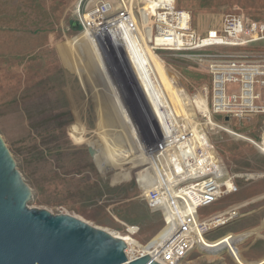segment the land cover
Here are the masks:
<instances>
[{
	"label": "rangeland",
	"instance_id": "obj_1",
	"mask_svg": "<svg viewBox=\"0 0 264 264\" xmlns=\"http://www.w3.org/2000/svg\"><path fill=\"white\" fill-rule=\"evenodd\" d=\"M94 1L0 0V134L33 189L31 208L74 215L145 248L160 236L163 216L148 209L137 180L147 166L130 92L113 78L108 60L80 23L79 14ZM135 1L141 32L148 33L153 13L143 6L150 0ZM234 2L247 8H242L244 14L264 21V0H175L177 8L191 13L192 27L202 34L218 28L235 11ZM242 49L263 51L264 40ZM130 51L140 84L151 85L146 65ZM100 53L112 87L101 73L106 67ZM149 53L167 89L181 101L210 84L206 65L190 54L166 49ZM117 98L131 119L127 124L114 121L120 112ZM263 125L262 115L250 114L225 125L238 135H211L228 171L240 176V192L200 209L205 217L246 202L237 219L212 229L204 241L226 240L219 239L226 231L250 235L238 246L215 252L196 248L187 264H256L264 259V186L246 181L247 174L264 176V153L250 140H259ZM127 225L141 228L137 239L127 235Z\"/></svg>",
	"mask_w": 264,
	"mask_h": 264
},
{
	"label": "built area",
	"instance_id": "obj_2",
	"mask_svg": "<svg viewBox=\"0 0 264 264\" xmlns=\"http://www.w3.org/2000/svg\"><path fill=\"white\" fill-rule=\"evenodd\" d=\"M135 3L96 0L86 13L79 14V19L86 34L100 46L113 78L130 92L146 166L153 177L145 193L146 204L151 212L163 216L160 236L138 250H129L128 245L126 253L130 259L149 254L162 264H187L194 249H206L202 246L206 235L237 219L244 206L205 217L200 214V209L239 191L236 178L240 176L228 171L211 135L222 131L237 134L225 125L250 114L264 117V50L242 49L264 40V21L232 12L225 15L218 28L202 34L192 27L191 13L177 8L175 0H150L143 7L153 13L149 17L151 27L143 34ZM123 31L136 34L153 52L166 49L190 54L206 65L210 84L176 104L157 68L144 60L151 65L145 66L146 73H152L161 84L158 87L163 100L156 104L158 112L153 111V104H142L132 93L133 86L141 91L140 82L112 42L114 33L122 35ZM250 140L264 153V125L259 140ZM126 229L135 239L141 232L136 225H127ZM256 264H264V260Z\"/></svg>",
	"mask_w": 264,
	"mask_h": 264
},
{
	"label": "water",
	"instance_id": "obj_3",
	"mask_svg": "<svg viewBox=\"0 0 264 264\" xmlns=\"http://www.w3.org/2000/svg\"><path fill=\"white\" fill-rule=\"evenodd\" d=\"M32 197L0 134V264H162L130 259L122 237L74 215L31 208Z\"/></svg>",
	"mask_w": 264,
	"mask_h": 264
},
{
	"label": "bare ground",
	"instance_id": "obj_4",
	"mask_svg": "<svg viewBox=\"0 0 264 264\" xmlns=\"http://www.w3.org/2000/svg\"><path fill=\"white\" fill-rule=\"evenodd\" d=\"M161 1L174 2V0H161ZM121 33H122V35H120L118 32H115L112 42H113L114 46L116 48H118V51H122L123 52V54L125 55L126 63L129 62V64L133 68L137 78H139L137 69L134 68L133 59L131 58L132 57V53H131L130 50H135L138 53V56L142 60L143 64L150 68L151 65L148 66V64L145 63L144 60H148L153 66L152 60L150 58L151 56H150V53H149V49H151V48H150V46H149V44L147 42H144L143 40L139 39V37L136 36V34H134L133 32L127 33L126 31H123ZM93 39H95V38L93 37ZM94 43L98 45L97 41H95V40H94ZM99 48H100V46H99ZM151 52H152V50H151ZM100 55H101V53H100ZM101 57L103 59L102 55H101ZM152 58H153V56H152ZM103 61H104V59H103ZM104 63H105V61H104ZM105 65H106V63H105ZM150 79L151 80H153V79L156 80V78L153 76V74L149 72V80ZM142 82H143V80H142ZM155 82L156 83H152L151 85H148L146 87L141 85V84H139L140 87L142 88L141 91L137 87L133 86V88H132L133 92L132 93H134L136 95V97L138 98L139 102H141L142 104H147V103L153 104V105H150L151 109H153V111H157L158 112V106L156 104L159 103L160 99L163 100V98H162V95H161V91H160V89L158 87L161 84L158 81H155ZM144 85H145V83H144ZM170 94H171V97H172V99H173V101L175 103H179L181 101V99H179L177 96L173 95L172 93H170ZM142 101H145V102L143 103ZM159 105H160V103H159ZM152 106H154V107H152ZM145 173L149 177V181L150 180L152 181L153 177L151 175V171L147 167H146V169L144 171L140 172L137 175V180L139 181V183L141 185V188L145 192H147L151 181L150 182L146 181L145 176H144ZM250 233L251 232H247L245 234H240L238 236L230 237V238H228L226 240L223 239V241L217 242L215 244L209 243V242H206V241L203 240L202 246L204 248H206L207 250H209V251H213V252L219 251L224 246L230 247V246H233V245L237 244L239 241L243 240L247 235H250ZM117 236L122 237L127 242V244L129 245V250H138V249H140V246L138 244H136L135 242H133V240L130 237L122 236V235H119V234Z\"/></svg>",
	"mask_w": 264,
	"mask_h": 264
},
{
	"label": "crops",
	"instance_id": "obj_5",
	"mask_svg": "<svg viewBox=\"0 0 264 264\" xmlns=\"http://www.w3.org/2000/svg\"><path fill=\"white\" fill-rule=\"evenodd\" d=\"M235 3V11H233V12H245V11H243V9H246L247 10V8L246 7H244V6H240V5H238V4H236V2H234ZM243 8V9H242ZM246 14V13H245ZM246 15H248V14H246ZM103 60V59H102ZM103 63H104V61H103ZM105 64V63H104ZM105 67H106V70L105 71H101V73L103 72L104 73V75L107 77V82H109V84L111 85V87H112V81H111V77H110V75H109V72H108V70H107V66L105 65ZM103 79H105L104 77H103ZM106 80V79H105ZM107 87V86H106ZM118 97V96H117ZM118 100H117V102H119L120 104H117V109L122 113V114H120V112H119V115H117V116H115L114 117V115H112V117H114V121L115 122H122L123 124H127V121H128V119H130V117L128 116V114H126V111H125V109H123L122 107H121V101H120V99L119 98H117ZM123 105V104H122ZM123 109V110H122ZM122 115L124 116V118L122 119L121 117H122ZM131 120V119H130ZM132 122V121H131ZM118 123H116V125H117ZM122 124V125H123ZM117 127H119V125L117 126ZM113 133H116L115 132V130H113V129H110ZM119 140H121V138H119ZM128 140L130 141V138H128ZM127 140V141H128ZM118 151V149L117 148H115L114 149V151L117 153V151ZM113 151V150H112ZM111 151V154H113L114 152H112ZM110 154V153H109ZM249 179H251L253 182H260V184L259 185H257V187H261V186H264V176H258V174H250L248 177H247V179H246V181H249ZM238 180L239 179H237L236 181H237V184H238ZM239 185V184H238ZM251 186V185H250ZM254 186V184H252V186L251 187H253ZM248 189V188H247ZM238 192H240V187H239V191ZM237 192V193H238ZM234 194H236V193H234ZM246 203V202H245ZM245 203H235V204H232V205H230V206H228V207H226V208H224V209H219V210H217L213 215H215V214H218V213H222V212H224V211H226V210H228L229 208H232V207H235V206H238V205H243L244 204V206H245ZM243 206V207H244ZM242 207V208H243ZM242 208L240 209V215H241V211H242ZM210 216V215H209ZM233 222V221H232ZM229 225V224H228ZM125 230H127L126 228H125ZM261 230H264V220H262V224H261ZM228 234L227 235H225V236H223V237H221V238H219V239H223V238H229V237H233V236H238V235H240V234H238V235H234V233H231V232H233V231H226ZM225 232V233H226ZM225 233H223V234H225ZM230 234V235H229ZM231 234H233L232 236H231ZM243 241V240H242ZM235 245H238V244H235ZM235 245H233V246H235ZM232 246V247H233ZM262 260H264V259H262ZM261 260V261H262ZM260 262V261H259ZM258 263V262H257Z\"/></svg>",
	"mask_w": 264,
	"mask_h": 264
}]
</instances>
